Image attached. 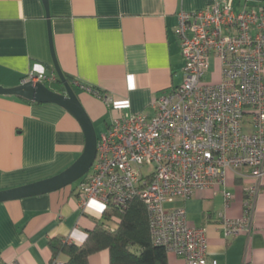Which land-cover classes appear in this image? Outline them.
Instances as JSON below:
<instances>
[{"label": "crops", "instance_id": "0c3cea01", "mask_svg": "<svg viewBox=\"0 0 264 264\" xmlns=\"http://www.w3.org/2000/svg\"><path fill=\"white\" fill-rule=\"evenodd\" d=\"M232 2L236 12L264 7V0ZM209 5V0H48L49 26L43 0H0V86L16 88L32 71L56 73L51 30L58 65L74 80L99 139L116 117L153 115V104L183 83L178 15ZM217 63L212 61L207 82L212 83L207 78L213 79ZM219 67L214 84L222 80ZM81 86L109 95L114 103L107 107ZM85 143L79 122L60 106L0 96V191L57 176L80 158ZM253 182L247 169L230 170L224 186L196 190L187 202L168 206L185 207L188 225L206 228L210 259L218 264H264V177L251 232L226 237L222 228V217H244ZM77 188L0 203V263L50 264L52 239L82 246L103 222L105 206L94 200L83 209ZM225 191L233 195L228 206ZM168 261L185 264L172 253ZM90 264H110L109 252L92 256Z\"/></svg>", "mask_w": 264, "mask_h": 264}, {"label": "built area", "instance_id": "2783aa9c", "mask_svg": "<svg viewBox=\"0 0 264 264\" xmlns=\"http://www.w3.org/2000/svg\"><path fill=\"white\" fill-rule=\"evenodd\" d=\"M209 1L203 10L178 15L183 83L153 104V115L114 118L98 139L92 169L77 184L83 209L94 200L105 209H126L141 199L154 244L185 264L218 262L210 259L206 228L190 227L185 207L166 206L187 202L196 190L224 186L230 170L247 169L254 182L244 217H222V228L226 237L250 233L264 177V7L236 12L232 0ZM213 60L221 66L218 84L206 81ZM56 77L32 71L25 82L46 84ZM81 89L109 108L114 103L94 88ZM223 194L228 206L233 195ZM50 264L63 262L53 257Z\"/></svg>", "mask_w": 264, "mask_h": 264}, {"label": "trees", "instance_id": "16d2710c", "mask_svg": "<svg viewBox=\"0 0 264 264\" xmlns=\"http://www.w3.org/2000/svg\"><path fill=\"white\" fill-rule=\"evenodd\" d=\"M66 79L77 94L74 80L70 76ZM45 85L57 93L65 91L58 76L56 81ZM113 221L117 223L116 228L108 225ZM49 247L53 257L65 256L63 264H90V258L102 251L109 252L110 264H169L167 250L152 240L148 211L139 198L129 202L126 209L112 206L105 209L103 222L88 233L82 246L52 239Z\"/></svg>", "mask_w": 264, "mask_h": 264}, {"label": "water", "instance_id": "95a60500", "mask_svg": "<svg viewBox=\"0 0 264 264\" xmlns=\"http://www.w3.org/2000/svg\"><path fill=\"white\" fill-rule=\"evenodd\" d=\"M47 10V19L50 26V14L48 0H43ZM50 34V44L55 71L64 85V93H57L49 89L45 84L24 82L16 88H4L0 86V96H16L37 104H54L65 109L80 124L85 134V149L80 158L67 170L52 178L24 185L21 187L0 191V203L22 200L31 197L51 194L81 181L92 169L97 156L98 136L93 121L82 106L78 95L68 83L66 76L61 71L56 60Z\"/></svg>", "mask_w": 264, "mask_h": 264}, {"label": "rangeland", "instance_id": "374dc122", "mask_svg": "<svg viewBox=\"0 0 264 264\" xmlns=\"http://www.w3.org/2000/svg\"><path fill=\"white\" fill-rule=\"evenodd\" d=\"M213 79L212 78V75L210 77L207 78L208 81H212V83L218 81L219 79V74H220V67H219V64L217 63L215 66H214V69H213ZM99 129V128H98ZM78 183V182H77ZM75 185V184H74ZM169 205H167L166 207H168Z\"/></svg>", "mask_w": 264, "mask_h": 264}]
</instances>
